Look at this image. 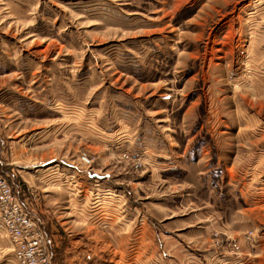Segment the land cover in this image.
<instances>
[{
	"label": "rangeland",
	"instance_id": "rangeland-1",
	"mask_svg": "<svg viewBox=\"0 0 264 264\" xmlns=\"http://www.w3.org/2000/svg\"><path fill=\"white\" fill-rule=\"evenodd\" d=\"M3 150L50 264H264V0H0Z\"/></svg>",
	"mask_w": 264,
	"mask_h": 264
},
{
	"label": "built area",
	"instance_id": "built-area-1",
	"mask_svg": "<svg viewBox=\"0 0 264 264\" xmlns=\"http://www.w3.org/2000/svg\"><path fill=\"white\" fill-rule=\"evenodd\" d=\"M85 162L90 163L87 157ZM0 228L10 238L20 264H50L42 247V236L36 222L0 171Z\"/></svg>",
	"mask_w": 264,
	"mask_h": 264
},
{
	"label": "crops",
	"instance_id": "crops-1",
	"mask_svg": "<svg viewBox=\"0 0 264 264\" xmlns=\"http://www.w3.org/2000/svg\"><path fill=\"white\" fill-rule=\"evenodd\" d=\"M14 164H16V161L9 158V155H8L7 151H4V150L3 151H0V165L2 167H4L3 165H6V166H8L7 167L8 170L15 171V173L13 174V178L11 179L12 180V184L15 186L16 185L15 179L18 178L19 179V182L20 181H23L24 186L26 188H29V185H28L29 184L28 183L29 182V179L25 175H22L21 172H20V170H18V169L15 170V168L12 167V165H14ZM8 170H6V171L8 172ZM9 174H12V173L9 172ZM15 176L17 178H15ZM22 187H23V185H22Z\"/></svg>",
	"mask_w": 264,
	"mask_h": 264
}]
</instances>
